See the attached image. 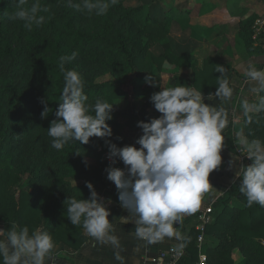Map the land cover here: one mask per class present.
I'll return each instance as SVG.
<instances>
[{"label":"trees","instance_id":"1","mask_svg":"<svg viewBox=\"0 0 264 264\" xmlns=\"http://www.w3.org/2000/svg\"><path fill=\"white\" fill-rule=\"evenodd\" d=\"M79 2L40 0L41 6L49 9L40 13L46 17L45 22L28 30L23 21L9 18L15 11L14 0H0V223L5 231L11 224L18 229L26 226L30 233L47 231L55 242L52 255L58 246L76 253L88 241L82 224L72 225L68 220L66 201L73 197L89 199L88 183L100 197L111 188L106 169L113 166L104 155L109 153L110 143L121 148L133 145L140 131L138 122L160 117L158 111L149 110L155 108L151 97L162 90L165 65L174 68L173 87L194 86L205 97L218 87L216 66L228 69L230 80L237 74L231 65L221 62L220 54L198 64L169 49L171 22L177 15L172 8L162 9L161 17L152 12L143 16V5L132 7L128 0H118L105 15L98 16L71 6ZM32 3L28 0L25 6ZM255 19H243L237 36L241 49L250 57L264 55L252 38ZM156 46L164 52L155 55L151 48ZM73 52L77 56L64 64V70L81 74L89 105L98 99L114 105L113 118L108 121L113 134L92 137L88 144L70 141L56 150L51 148L47 130L62 102L60 58ZM184 70L190 71L189 77L183 76ZM100 76L108 79L99 82ZM236 99L241 104L246 98L242 95ZM124 100L140 107L121 115L115 106ZM45 104L50 108L46 118L42 116ZM250 115L252 123H248L244 111L241 120L246 140L264 141V112ZM222 134L224 148L236 153L232 123ZM250 164L249 160L244 166ZM239 184L237 180L214 205L203 247L208 264H235V250L244 257V264H264V207L256 203L247 206ZM193 217L179 226L187 252L182 264H194L199 259L198 222L189 231L185 228Z\"/></svg>","mask_w":264,"mask_h":264},{"label":"clouds","instance_id":"2","mask_svg":"<svg viewBox=\"0 0 264 264\" xmlns=\"http://www.w3.org/2000/svg\"><path fill=\"white\" fill-rule=\"evenodd\" d=\"M15 11L9 17L21 20L24 27L31 30L33 25L40 26L49 9L42 7L40 0H14ZM71 3V0H70ZM118 0H80L71 4L77 10L105 15L109 7ZM77 56L60 58L64 87L61 101L55 110V120L51 122L47 134L52 138L51 148L62 150L70 141L88 144L92 137H111L113 132L108 121L112 117L114 105L98 99L94 105L88 104L84 91V80L76 70H64V64ZM220 74L215 93L207 99L218 98L219 104L205 103V94L194 86L179 84L162 88L154 93L151 101L161 114L150 122H138L143 135L133 145L118 147L109 144V158L124 163L126 170L118 167L106 169L107 178L118 189L121 207L129 214L120 217L121 223L134 222L135 238L148 243L165 237L178 235L176 225L184 214L194 212L201 198L212 185L210 175L223 163L221 152L224 148L223 131L229 123L227 109L223 106L234 95L235 85L229 79L223 66H216ZM249 90L257 99H243L241 107L252 123V113L264 112V69H257L251 62L242 66ZM50 110L45 104L42 116ZM250 165L241 167L236 174L240 181L241 194L247 206L254 203L264 207V141L260 139L242 140ZM89 199L68 198L66 212L72 225L82 224L86 233L102 244L119 248V238L114 234V222L108 205L95 191L91 183ZM55 248L53 237L47 231L36 229L29 232L28 227L17 228L11 224L10 230L0 229V257L3 264H46L52 259ZM116 259L120 260L119 253Z\"/></svg>","mask_w":264,"mask_h":264},{"label":"crops","instance_id":"3","mask_svg":"<svg viewBox=\"0 0 264 264\" xmlns=\"http://www.w3.org/2000/svg\"><path fill=\"white\" fill-rule=\"evenodd\" d=\"M191 2L193 3L190 5L192 12H190L189 29L192 30L190 34H192L193 39L196 38L199 43L195 54L191 56L192 60L202 64L206 58L220 54L221 62L231 65L237 72L231 79L235 85L234 95L230 101L223 105L229 115V123L226 127L231 123L233 125L237 152L232 153L223 148L221 152L223 163L209 177L212 187L203 194L199 207L194 212L184 214L182 220L175 226L178 235L165 237L153 243L135 238L132 234L136 227L135 223L124 224L119 220L120 217H127L129 214L121 207L118 189L112 182L111 188L103 191L101 198L108 205V210L111 213L109 220L114 222V234L119 238L120 247L114 248L110 244H102L85 231L89 239L80 251L69 253L58 246L52 255V259L47 260L46 264H157L171 246L183 243L182 234L179 230L182 221L191 219L197 213V217H193L192 222L185 227L186 231H189L198 222L200 211L208 207L215 209V203L222 199L229 188L238 180L236 174L245 163L244 157L239 151L244 150L241 141L246 139V131L245 125L241 121L243 109L236 98L243 95L249 101L257 99L256 94L249 90L247 78L242 74V66L251 62L257 69H264V55L260 57L248 56L241 49L237 36L240 22L243 19L248 17L257 19L264 13V0H191ZM177 15H185V13L181 12ZM195 29L201 31L199 35L193 34ZM200 49L201 53L199 52ZM185 71L187 72L183 76L189 77L190 71ZM205 103L217 106L219 100L217 98L209 101L205 97ZM142 135L143 132L140 128L139 133L134 138L133 146L140 147L136 141ZM115 162L113 167L126 170L122 161L116 160ZM117 253L120 255V260L116 259ZM233 260L235 264L245 263V259L239 250L233 252Z\"/></svg>","mask_w":264,"mask_h":264},{"label":"rangeland","instance_id":"4","mask_svg":"<svg viewBox=\"0 0 264 264\" xmlns=\"http://www.w3.org/2000/svg\"><path fill=\"white\" fill-rule=\"evenodd\" d=\"M192 3L193 2H191V0H128L127 2V4L132 7L143 5L145 7L142 13L143 16H146L148 12H152L153 16L161 17L160 12L162 9L169 8H172L176 14L184 12L185 15H175L174 19H172L171 28L168 35L169 49L176 55H186L191 59L192 54H195L196 52V47H199V43L196 41V38L193 39L192 34H190L192 33V30L189 29V23L191 22L190 12H192L190 5ZM200 32L201 31L195 29L193 34L199 35ZM151 51L155 55H160L164 52V49L161 46H156L151 48ZM199 52L201 53V49ZM173 69L174 68L172 66H169L168 64L165 65L164 72L161 74L162 88H168L173 85ZM182 72V74H184L187 71L184 70ZM106 79H108L107 76H100L98 81L102 82ZM130 91V89L127 90L128 93H130ZM130 94L132 96V93ZM139 107L140 105L137 103H133L130 100H124L116 104L115 111L121 115H128ZM149 111L156 112L157 110L155 108H151ZM0 229L5 230V225L0 223Z\"/></svg>","mask_w":264,"mask_h":264},{"label":"built area","instance_id":"5","mask_svg":"<svg viewBox=\"0 0 264 264\" xmlns=\"http://www.w3.org/2000/svg\"><path fill=\"white\" fill-rule=\"evenodd\" d=\"M252 38L254 40V45L260 47L264 51V13L258 17L252 27ZM239 153L244 157L245 162L249 161L247 159V153L244 150H240ZM106 160L114 166L115 161L109 158L110 154L106 153ZM214 209L212 207L205 208L200 211L198 216V223L196 229L199 231L198 236V249H199V259L194 264H208L207 256L204 252V243L207 226L213 221ZM186 247L185 245L178 244L171 246L168 251L162 255L161 259L157 264H182L184 258L186 257Z\"/></svg>","mask_w":264,"mask_h":264}]
</instances>
